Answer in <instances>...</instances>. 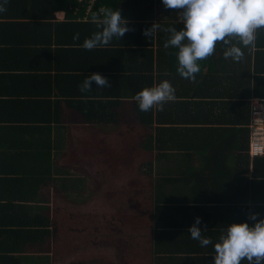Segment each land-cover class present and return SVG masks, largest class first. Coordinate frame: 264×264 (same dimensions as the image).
Masks as SVG:
<instances>
[{
  "label": "crops",
  "instance_id": "crops-1",
  "mask_svg": "<svg viewBox=\"0 0 264 264\" xmlns=\"http://www.w3.org/2000/svg\"><path fill=\"white\" fill-rule=\"evenodd\" d=\"M157 1L154 0L147 14L130 9L129 13L121 15L125 18L147 15L150 23L182 28L180 9H167ZM66 16V12L55 14L57 21H64ZM4 18H0V23L7 24L0 32L3 41L13 37V32L7 35L8 30H15L20 24L23 28L25 22L34 21L25 17ZM168 35L163 31L155 33L154 53L148 67L145 66L148 82L141 87L152 86L163 79L173 84L176 99L167 102L163 111L141 112L138 109L133 97L141 89L135 90L128 81L131 70L138 69L135 63H126L119 82L107 77L110 87L97 88L93 81L92 88L81 93L78 86L85 76L108 72L109 68L101 58L89 53L81 56L83 58L76 59L75 56L74 60L62 62L61 66L84 73V79L59 78L64 97L57 93L55 80L50 84V80L45 79L46 72L54 74L53 64L39 67L45 72L44 78L25 75L12 85L4 79L2 84L0 82V94L6 98H28L32 94L42 101V98H48L50 102L61 100L58 108L62 109L63 116L59 123L43 125L48 127L49 134L37 135L32 140L38 144L52 140L54 183L51 188L38 193L30 207L45 213L51 210L52 214L55 208L77 209L80 204L85 212L98 208L105 210L112 206H129L134 203L135 194L139 196L141 190L146 191L157 208L153 212V231L147 237H137L133 241L134 248L142 255L135 264H213L212 244L201 247L187 231L196 216L201 218L198 226L202 230L207 228L203 235L211 236L214 241L228 223L248 220L253 212L258 213L257 219L264 217V153L256 157L249 153L251 101L264 100V30H258L256 46L244 49V58L239 62L226 59L224 46L217 44L212 56L199 61L201 71L196 74V81L182 78L176 72V49L163 47ZM2 71L4 67L0 65ZM103 92L118 96L114 110L107 111L109 115L105 121L83 124L81 117L66 102L70 100L68 98L88 100L92 95L91 100L99 102ZM26 104L28 111L34 110L35 103L28 100L23 104L6 105L0 110V122L6 120L4 123L12 126L27 123L21 119H26L27 115L20 113ZM0 140L6 144L4 138ZM27 152L29 146L24 147L20 155L12 151L11 160L0 158V170L9 166L12 167L10 172H33L39 165L47 166L48 158H31L32 153ZM82 156L84 167L78 163ZM19 157L22 160H18ZM113 160L126 162V167L120 168L124 175L118 185L112 187L91 176H86L83 182L77 179L80 177L77 172H106L105 162ZM141 172H152L151 184L141 187L136 181ZM125 191L126 195H123ZM108 193L117 195L112 196L113 200L106 199L104 195ZM53 231L55 233L56 229ZM21 255L31 264H43V261L47 264L46 258L50 254L40 250Z\"/></svg>",
  "mask_w": 264,
  "mask_h": 264
},
{
  "label": "trees",
  "instance_id": "trees-1",
  "mask_svg": "<svg viewBox=\"0 0 264 264\" xmlns=\"http://www.w3.org/2000/svg\"><path fill=\"white\" fill-rule=\"evenodd\" d=\"M152 4L154 0H9L7 12L0 14V18L25 17L34 21L25 22L23 28L20 24L15 30H8L7 35L13 32L12 38L4 41L0 39V65L4 67V71L0 72L1 84L6 79L5 81L12 85V82L25 75L29 78H34L35 75L44 78L42 75L45 72H41L39 67L53 64L51 67L54 68V74L46 72L45 79L50 80V84L55 80L57 93L63 94L61 97H64L59 78L79 80L84 79V73L61 66L62 62L74 60L75 56L76 59L83 58L81 56L89 53L101 58L102 62L109 66L108 72L97 73L113 77L118 82L122 71H125L126 63H135L138 69L133 70L135 72L131 70L132 76L128 81L135 90L141 89L144 83L148 82L145 66L148 67L155 44L154 36H144V30L153 24L149 22L147 15H128V21H138L128 22L129 27L135 30L126 32L121 40L114 39L105 48L86 51L81 44L92 32L98 30L90 20L92 11L103 6L113 9L118 7L121 14L129 13L130 9L147 14ZM157 4L164 6L161 0L157 1ZM57 12H66V19L57 21ZM161 19H164V16ZM3 25L7 24L0 23V32L5 28ZM77 32L79 38L74 40L73 35ZM162 39L161 35L160 40ZM120 65L121 67H118ZM100 95L102 96L99 99L102 100L99 102L91 100L93 95L88 100L79 97L68 98L70 100L66 102L81 117L83 124L101 119L105 121L109 115L107 111L111 113L114 110L118 96L105 92ZM27 97L6 98L0 94V110L6 108V105L23 104L27 100L35 103L34 110L28 111L27 104L24 105V111L20 110V113L27 115L26 119L21 118L27 122L24 125L12 126L4 123L6 120L0 122V132L3 133L0 138H4L6 142L0 143V158L11 160L12 151L20 155L21 150L29 146L27 153H32L31 158H48L49 161H46L47 166L39 165V169L33 172H10L12 167L9 166H3L0 170V264H31V261H27L21 254L36 253L40 250L50 254L46 258L47 264H52V260L53 264H135L142 255L134 248L136 245H133V241L137 240V237H147L150 231H153V212L157 208L153 203L154 199L151 200L146 191L141 190L139 196L135 194L136 199L129 206H112L105 210L98 208L85 212L80 204L77 209L55 208L52 214L51 210L45 213L30 207L37 200L36 195L47 187L51 188L54 183L51 172L54 162L51 158L52 140H44L41 144L32 140H35L37 135L49 134L48 127L43 125L59 123L63 111L58 108L61 100L50 102V99L42 98L45 101L43 102L37 95L30 94ZM44 105L49 109H45ZM141 119L144 123V118ZM21 157L18 160H22ZM78 163L84 167L83 156ZM105 163L106 172H77L80 174L77 179L83 182L86 176H91L109 186L118 185L124 175L120 168H125L126 162L113 160ZM151 174L152 172H141L139 180L136 181H139L141 187L147 186L151 184L150 180H153ZM126 191L123 195H126ZM114 194L116 193H112V196ZM112 196L111 193L104 195L106 199L113 200ZM81 199L84 200L83 194Z\"/></svg>",
  "mask_w": 264,
  "mask_h": 264
},
{
  "label": "clouds",
  "instance_id": "clouds-1",
  "mask_svg": "<svg viewBox=\"0 0 264 264\" xmlns=\"http://www.w3.org/2000/svg\"><path fill=\"white\" fill-rule=\"evenodd\" d=\"M9 0H0V14L7 11ZM166 8L180 9L183 27L162 26L154 22L144 30L146 38L157 31L168 33L164 40L165 49H176V72L189 81H196L201 71L199 61L213 55L217 44L224 46L223 56L239 62L244 58V49L256 46L258 30H264V0H161ZM90 20L98 29L86 37L81 47L87 50L101 49L114 40H121L132 29L117 7H100L90 14ZM79 33L73 35L78 39ZM236 43H233V41ZM95 82L97 88L110 87L104 75L93 72L85 76L78 86L81 93L89 91ZM133 99L141 112L150 109L163 111L165 104L176 99V89L168 79L138 91ZM258 213H251L248 220L228 223L217 240L203 235L198 226L201 218L196 216L194 223L187 228L190 237L201 247L212 244L213 264H264V217L257 219Z\"/></svg>",
  "mask_w": 264,
  "mask_h": 264
},
{
  "label": "built area",
  "instance_id": "built-area-1",
  "mask_svg": "<svg viewBox=\"0 0 264 264\" xmlns=\"http://www.w3.org/2000/svg\"><path fill=\"white\" fill-rule=\"evenodd\" d=\"M252 157L264 153V100L253 99L250 108V144Z\"/></svg>",
  "mask_w": 264,
  "mask_h": 264
}]
</instances>
